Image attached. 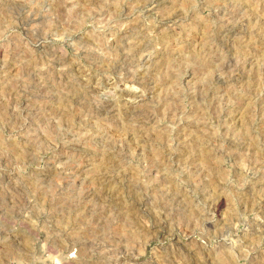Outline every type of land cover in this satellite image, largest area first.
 <instances>
[{
  "label": "rangeland",
  "instance_id": "374dc122",
  "mask_svg": "<svg viewBox=\"0 0 264 264\" xmlns=\"http://www.w3.org/2000/svg\"><path fill=\"white\" fill-rule=\"evenodd\" d=\"M0 264H264V0H0Z\"/></svg>",
  "mask_w": 264,
  "mask_h": 264
},
{
  "label": "bare ground",
  "instance_id": "6f19581e",
  "mask_svg": "<svg viewBox=\"0 0 264 264\" xmlns=\"http://www.w3.org/2000/svg\"><path fill=\"white\" fill-rule=\"evenodd\" d=\"M242 22V21H241ZM51 82V81H50ZM66 84V83H65ZM109 104V103H108ZM110 104L109 105H106V106H104V110H105V108H110ZM102 110H103V108H102ZM108 110H110V109H108ZM140 114V113H139ZM129 116V115H128Z\"/></svg>",
  "mask_w": 264,
  "mask_h": 264
}]
</instances>
